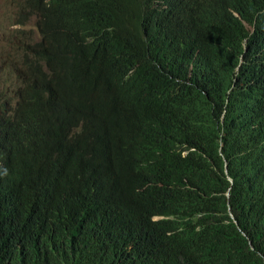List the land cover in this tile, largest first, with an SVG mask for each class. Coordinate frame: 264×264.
<instances>
[{"label": "trees", "instance_id": "1", "mask_svg": "<svg viewBox=\"0 0 264 264\" xmlns=\"http://www.w3.org/2000/svg\"><path fill=\"white\" fill-rule=\"evenodd\" d=\"M45 2L28 0L30 14ZM263 24L264 0H207L180 33L138 8L69 49L53 19L54 44L36 52L46 49L50 82L37 96L25 93L17 120L0 125L5 148L15 158L12 129L53 105L52 86L79 85L88 91L82 116L107 119L105 156L90 167L93 151L82 143L61 166L93 203L77 217L28 185L38 160L9 164L0 179V264H264V141L254 130L264 113V70L251 61L264 47ZM69 57L77 74L65 72ZM65 149L61 143L59 161ZM207 203L221 213L208 240L194 227Z\"/></svg>", "mask_w": 264, "mask_h": 264}, {"label": "clouds", "instance_id": "2", "mask_svg": "<svg viewBox=\"0 0 264 264\" xmlns=\"http://www.w3.org/2000/svg\"><path fill=\"white\" fill-rule=\"evenodd\" d=\"M18 15L12 27L17 28L14 35L5 38L7 53L3 57V68L0 69V125L17 120L23 107V96H37L49 84L46 61L42 55L46 49L36 54L41 44H54V31L51 27L53 19L62 21L64 29L60 36L64 46L75 48L89 45L93 39L106 30L107 23L113 18H120L129 12L141 8L148 13L154 23L164 29L173 25L176 32L185 31L196 9L207 0H47L39 13L30 14L32 6L28 0H14ZM39 1V0H36ZM22 8L27 10L26 13ZM166 13L169 19L161 18ZM33 24V30H26ZM264 33V24L261 28ZM53 49V47H50ZM8 61L7 64L4 62ZM251 61L257 70H264V47L251 55ZM55 67L63 68L56 63ZM65 72L77 74L79 65L73 58H66ZM260 83H264L261 81ZM56 94L53 103H43L40 117L32 118L24 125H17L11 131V137L17 147V154L12 158L6 150L5 140L0 128V179L9 176V164L32 162L38 160L33 167V179L28 184L47 198L62 201L71 212L70 216H84L93 208L92 201L79 190H75L70 177L61 171V166L70 163L79 154L82 143L88 145L93 155L88 158L90 167H97L105 156V137L107 119H85L79 105L88 97V91L82 86H61L54 88ZM80 119V120H79ZM69 121V122H67ZM243 128V136L249 130L247 119L238 123ZM98 129L101 131L99 136ZM257 138L264 141V113L254 129ZM53 137L58 138L53 142ZM65 143L66 149L62 160H58L57 149ZM36 145L44 146V153H36ZM228 173V168H227ZM53 175L55 182L45 183L47 176ZM232 184L233 181L231 180ZM188 191V189H187ZM230 197V195H228ZM231 217L235 220L232 211ZM221 219L219 209L210 203L201 206L194 219L197 235L208 240L210 234ZM238 225V223L236 222ZM6 241H10L5 237Z\"/></svg>", "mask_w": 264, "mask_h": 264}, {"label": "rangeland", "instance_id": "3", "mask_svg": "<svg viewBox=\"0 0 264 264\" xmlns=\"http://www.w3.org/2000/svg\"><path fill=\"white\" fill-rule=\"evenodd\" d=\"M18 8L14 0H0V69L4 67L3 57L7 53L4 40L9 35H14L17 28L12 27L13 21L17 18ZM33 30V24L25 28ZM5 64L8 61L4 62Z\"/></svg>", "mask_w": 264, "mask_h": 264}]
</instances>
